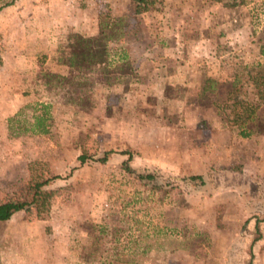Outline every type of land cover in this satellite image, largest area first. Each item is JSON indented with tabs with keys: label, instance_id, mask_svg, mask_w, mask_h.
I'll list each match as a JSON object with an SVG mask.
<instances>
[{
	"label": "rangeland",
	"instance_id": "374dc122",
	"mask_svg": "<svg viewBox=\"0 0 264 264\" xmlns=\"http://www.w3.org/2000/svg\"><path fill=\"white\" fill-rule=\"evenodd\" d=\"M9 1L0 10V202L20 196L30 165L58 178L43 217L31 209L0 222V264H84L88 251L89 264H113L115 237L134 242L122 264H244V167L264 194V102L248 79L264 62V0H158L138 14L128 0L0 5ZM100 14L123 18L129 83L92 74L83 103L68 101L66 84L46 92L38 80L57 48L71 33L94 34ZM205 77L239 78L223 114L215 94L198 93ZM36 101L51 104L49 133L9 137L6 118ZM248 108L250 120L224 123Z\"/></svg>",
	"mask_w": 264,
	"mask_h": 264
},
{
	"label": "trees",
	"instance_id": "16d2710c",
	"mask_svg": "<svg viewBox=\"0 0 264 264\" xmlns=\"http://www.w3.org/2000/svg\"><path fill=\"white\" fill-rule=\"evenodd\" d=\"M132 6L133 13L138 14L149 10L152 5L158 0H128ZM11 4V1L0 5L2 7ZM123 18L121 16H111L110 14H103L98 17L96 25V32L92 35H81L79 33H71L66 39L65 45L57 48V53L50 60V68L43 70L39 84L47 92V90H54L57 86L69 85L73 89V94L68 98L71 103H83L77 94L90 91L93 87L91 75H97L98 81L96 83L124 84L127 85L130 81L127 75H131L132 70L129 65V58L123 45ZM260 53L264 55V49H260ZM1 64V58H0ZM128 67V69H127ZM253 67L256 69L254 74H249L248 79L254 89V95L259 102H264V62H256ZM244 68V66L242 67ZM125 70V71H124ZM126 70H128L126 72ZM239 79V78H238ZM238 79H233L230 82H222L211 77H205L201 81V86L198 89L200 97H203L205 92L215 94L219 98L214 109L218 114H223V103L228 97L235 98V84ZM55 91V90H54ZM58 91V90H57ZM88 101V99H85ZM221 102V103H220ZM236 101L233 100V103ZM236 104V103H235ZM258 104V102H257ZM255 104L252 107H255ZM237 105V104H236ZM51 104L45 102H33L26 104L16 110L12 115L6 118V131L9 137H16L21 135H47L50 131L49 114ZM249 107V106H248ZM29 108V114L24 113L23 110ZM253 108L245 110L243 116H235L232 121L225 120L224 123L230 122L240 124L252 118ZM245 135V134H244ZM112 151H105L102 157L99 158L100 162H105ZM84 156L80 155L78 160L80 163L84 162ZM130 155L127 156L129 161ZM127 171H130L128 166H125ZM30 171V178L19 186V197L16 200H5L0 202V222L7 221L14 213L18 211H29L34 209L36 216L43 217L50 207L51 190L46 186L53 180L58 178L57 175L51 177H41L32 173L31 165L28 166ZM139 175V174H138ZM140 178H152L147 173L139 175ZM192 180L197 179L202 183V177L198 174L189 177ZM97 227V243L101 247L105 238L100 234L104 232V227ZM255 235L251 239L250 245L260 238V232L257 222L254 225ZM129 240L112 238V248L110 255L113 258L111 263L122 264L123 259L127 262V257L132 256L130 245L134 242ZM83 246V245H82ZM129 247V248H128ZM98 248V251H99ZM103 248V247H102ZM101 248V249H102ZM129 249V251H128ZM134 252V250H133ZM88 255L83 258L84 264L91 263L89 258L93 257L92 251H88ZM248 260L244 264H251L252 254L248 251Z\"/></svg>",
	"mask_w": 264,
	"mask_h": 264
},
{
	"label": "crops",
	"instance_id": "0c3cea01",
	"mask_svg": "<svg viewBox=\"0 0 264 264\" xmlns=\"http://www.w3.org/2000/svg\"><path fill=\"white\" fill-rule=\"evenodd\" d=\"M246 128L249 129L248 127ZM245 170L244 167V203L240 206L241 213L244 215L243 223L245 225L243 231L244 255H247L250 250L252 254L251 264H264V194L260 195V192L255 189L250 176H247L249 174ZM256 222L260 238L250 245L251 239L255 235L254 225Z\"/></svg>",
	"mask_w": 264,
	"mask_h": 264
}]
</instances>
